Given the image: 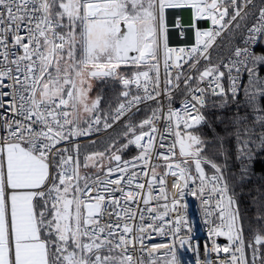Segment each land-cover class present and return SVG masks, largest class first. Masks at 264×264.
<instances>
[{
  "label": "snow or ice",
  "instance_id": "obj_1",
  "mask_svg": "<svg viewBox=\"0 0 264 264\" xmlns=\"http://www.w3.org/2000/svg\"><path fill=\"white\" fill-rule=\"evenodd\" d=\"M261 73L264 0H0V264H183L186 196L195 264H264Z\"/></svg>",
  "mask_w": 264,
  "mask_h": 264
},
{
  "label": "built area",
  "instance_id": "obj_2",
  "mask_svg": "<svg viewBox=\"0 0 264 264\" xmlns=\"http://www.w3.org/2000/svg\"><path fill=\"white\" fill-rule=\"evenodd\" d=\"M185 16H187V13H184ZM173 45L180 44L181 41L177 38H175V33H173V39L171 41ZM111 131V129L108 130V132ZM105 133L101 131L100 133L95 134L92 139H95L97 137H100L104 135ZM170 142V140L168 141ZM136 154V153H135ZM135 154L131 155L134 156ZM129 156V157H131ZM125 157V158H129ZM185 202L188 204V218H189V224L191 228V241L190 247H187L186 249H181L180 253L183 259V264H195L196 256L195 253L192 250V246L199 249L200 252V258L202 260L205 259L204 257V247L205 245L210 246L212 239H215L216 242L221 245H227L228 241L225 237H214L210 238L209 236V226L205 222V219L203 217V212L200 207V203L198 200L195 199V197L192 196H186ZM187 234V232H186ZM168 239L166 237H161L157 234H153V239L148 241V243H167ZM227 255V254H222ZM215 259V257H213ZM205 264H207V261L205 260Z\"/></svg>",
  "mask_w": 264,
  "mask_h": 264
},
{
  "label": "trees",
  "instance_id": "obj_3",
  "mask_svg": "<svg viewBox=\"0 0 264 264\" xmlns=\"http://www.w3.org/2000/svg\"><path fill=\"white\" fill-rule=\"evenodd\" d=\"M224 43H225V46L223 48V52L226 55L227 51H228V43L229 42L227 40H225ZM233 43H235V41H233ZM258 51H259V49H258ZM213 55L215 56V53ZM245 83H246V81H245ZM104 84L105 85H103V88L101 89V93L104 96V101L102 102V104H103L104 107H107V102L115 94H117L121 90V85L114 84L111 81H108V82H106ZM240 98L243 99V95H241ZM145 111H147V109H145ZM231 111H232V109H228L227 110V112L229 114L231 113ZM204 113H205V116L208 117L209 119H214V117L216 115V113L213 112L211 109H205ZM143 115H144L143 112L138 113L137 116H136V119L139 120V119L143 118ZM217 130L218 131L221 130V126L217 125ZM117 131H119V129H117ZM108 133L113 135V136L116 134L112 130L109 131ZM207 134L212 137V132L209 129H208ZM106 139H107V135L104 134V135H102L100 137H97V138H95L93 140H96V142H97L96 143V147L102 150L103 143H104V141ZM208 151L211 152L212 148H210ZM135 153H136V149L133 147V148H131L130 151H128L126 153V157H129V156H131V155H133ZM255 173H256V175L253 178L254 179V183L260 184V183L264 182V157H261L260 159H258V161H257V163L255 165ZM251 187H253L252 184H249V185L246 186V188H251ZM237 191L239 192V189H237ZM248 200H249V197H247V196H245L243 198L242 207L243 208H247V216H248L249 219H252L254 217V215H255L256 209L252 205L247 203Z\"/></svg>",
  "mask_w": 264,
  "mask_h": 264
},
{
  "label": "rangeland",
  "instance_id": "obj_4",
  "mask_svg": "<svg viewBox=\"0 0 264 264\" xmlns=\"http://www.w3.org/2000/svg\"><path fill=\"white\" fill-rule=\"evenodd\" d=\"M262 75H264V73H261ZM103 85H105L104 83H102V82H95L94 83V92H93V95H95L96 94V92H100L101 93V89L103 88ZM102 94V93H101ZM208 127L207 126H205V127H203L202 129H201V131L203 132V134L207 137V138H209V140H211V136H209L208 134H207V132H208ZM211 148V146H209V149ZM208 149V150H209Z\"/></svg>",
  "mask_w": 264,
  "mask_h": 264
}]
</instances>
